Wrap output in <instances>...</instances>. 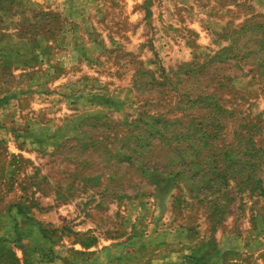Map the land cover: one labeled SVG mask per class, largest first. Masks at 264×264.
Segmentation results:
<instances>
[{"label":"rangeland","instance_id":"374dc122","mask_svg":"<svg viewBox=\"0 0 264 264\" xmlns=\"http://www.w3.org/2000/svg\"><path fill=\"white\" fill-rule=\"evenodd\" d=\"M255 0H0V264H264Z\"/></svg>","mask_w":264,"mask_h":264},{"label":"crops","instance_id":"0c3cea01","mask_svg":"<svg viewBox=\"0 0 264 264\" xmlns=\"http://www.w3.org/2000/svg\"><path fill=\"white\" fill-rule=\"evenodd\" d=\"M255 6L259 8L261 11H264V0H255Z\"/></svg>","mask_w":264,"mask_h":264}]
</instances>
